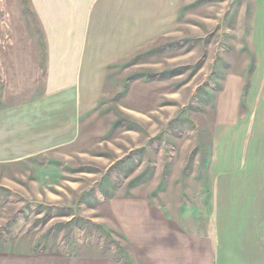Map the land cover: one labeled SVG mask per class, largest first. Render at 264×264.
Returning a JSON list of instances; mask_svg holds the SVG:
<instances>
[{
    "label": "rangeland",
    "instance_id": "obj_1",
    "mask_svg": "<svg viewBox=\"0 0 264 264\" xmlns=\"http://www.w3.org/2000/svg\"><path fill=\"white\" fill-rule=\"evenodd\" d=\"M31 2L0 0V70L10 69L4 61L13 73L21 60L43 63ZM256 11L257 0H185L172 34L110 69L94 107L71 121L74 139L0 164V252H108L130 264L118 198L148 197L158 212L166 193L203 203L219 143L264 131Z\"/></svg>",
    "mask_w": 264,
    "mask_h": 264
},
{
    "label": "crops",
    "instance_id": "obj_2",
    "mask_svg": "<svg viewBox=\"0 0 264 264\" xmlns=\"http://www.w3.org/2000/svg\"><path fill=\"white\" fill-rule=\"evenodd\" d=\"M184 1L32 0L45 58L21 60L13 65L19 67L15 73L10 61L2 62L10 69L0 70V164L74 139L77 127H70L71 121L94 107L110 69L172 34ZM257 1L253 29L264 35V0ZM40 66L41 76L21 69ZM217 157L213 187L199 206L171 202L180 193H166L160 212L148 197L117 199L112 210L132 253L130 264H264V131L219 143ZM0 264L124 261L108 252H0Z\"/></svg>",
    "mask_w": 264,
    "mask_h": 264
}]
</instances>
